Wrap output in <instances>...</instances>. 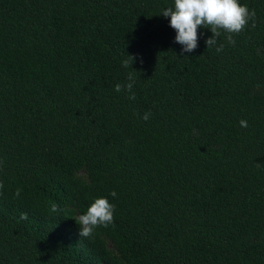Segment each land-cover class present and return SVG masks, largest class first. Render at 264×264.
I'll list each match as a JSON object with an SVG mask.
<instances>
[{"label": "trees", "instance_id": "16d2710c", "mask_svg": "<svg viewBox=\"0 0 264 264\" xmlns=\"http://www.w3.org/2000/svg\"><path fill=\"white\" fill-rule=\"evenodd\" d=\"M239 3L234 45L183 52L174 0H0V264H264V0Z\"/></svg>", "mask_w": 264, "mask_h": 264}, {"label": "clouds", "instance_id": "9594fccd", "mask_svg": "<svg viewBox=\"0 0 264 264\" xmlns=\"http://www.w3.org/2000/svg\"><path fill=\"white\" fill-rule=\"evenodd\" d=\"M164 17H170V26L175 30V42L182 45L183 52H192L198 47V28L204 27L210 29L212 35L205 40L208 48L217 46V38L223 31L226 33V40L229 44L234 45L235 40L233 34H239L248 25L249 21H253L255 11H249L247 5H242L239 0H174V6L162 10ZM224 45L220 44L216 47L217 52H221ZM127 59L122 61V66L127 68L135 60V56L127 55ZM142 62V61H141ZM128 83L115 85L117 93L127 91L132 93L135 80L130 73L127 77ZM129 99H135V94L132 93ZM150 113H145L142 119L148 120ZM241 127H247V121L240 120ZM258 168L261 163H257ZM4 185L0 182V189ZM15 195H20V190L17 189ZM113 197L116 192L111 193ZM53 212H59L57 205L52 206ZM115 206L105 197L93 198V202L87 207L84 214L75 219L80 226L79 235L81 237H91L93 232L98 227H108L114 221ZM27 214L22 213L21 219H27Z\"/></svg>", "mask_w": 264, "mask_h": 264}]
</instances>
